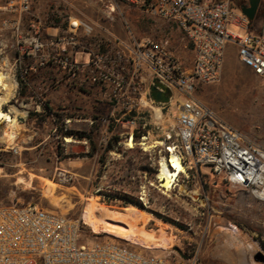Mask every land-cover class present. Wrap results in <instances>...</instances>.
I'll return each instance as SVG.
<instances>
[{"label": "rangeland", "instance_id": "374dc122", "mask_svg": "<svg viewBox=\"0 0 264 264\" xmlns=\"http://www.w3.org/2000/svg\"><path fill=\"white\" fill-rule=\"evenodd\" d=\"M7 1L0 0V4ZM233 1L238 13L244 0ZM30 7L32 15L46 26L63 29L69 20L80 19L97 23L123 40H128L130 32L140 38L167 39L184 64L192 56L175 26L143 14L140 6L120 0H30ZM51 15L60 19L58 24L48 23ZM261 19L259 10L250 21L252 31L259 28ZM228 30L238 31L234 26ZM76 61L82 63L86 58L81 55ZM40 81L56 106L53 114L61 115V107H79L75 117L108 118L109 110L101 109L107 104L90 90L72 89L65 83L50 88L48 79ZM194 94L221 121L264 148V81L239 62L235 47H226L219 80L198 84ZM173 99L161 122L144 115L135 125H112L119 136V153L108 155L102 168L98 156L84 158L83 146H66L57 131L59 139L36 148L17 144L19 153L14 155L8 146L19 127L0 121V206L32 204L79 219L88 240H115L141 254L163 256L168 264H264L253 259L257 253L264 257V204L247 190L231 187L211 176L207 168L199 174L185 170L170 189L161 186L158 174L167 153L159 142L174 121ZM18 103V97H11L4 111H16ZM144 130L143 136L132 139L133 147L128 146L125 133ZM62 174L70 180L63 183ZM113 195L131 196L143 209L108 201Z\"/></svg>", "mask_w": 264, "mask_h": 264}, {"label": "built area", "instance_id": "2783aa9c", "mask_svg": "<svg viewBox=\"0 0 264 264\" xmlns=\"http://www.w3.org/2000/svg\"><path fill=\"white\" fill-rule=\"evenodd\" d=\"M120 1L175 26L191 49L189 63L181 61L167 39L140 38L130 32L123 40L97 23L80 19L69 20L63 29L46 26L32 15L30 0H8L0 4V71L10 78L12 98L28 87L31 74L48 67L58 72L53 85L63 82L101 97L110 107L102 124L106 127L135 125L144 115L161 122L175 96L173 124L159 142L167 159L173 153L184 170L198 174L207 168L211 176L247 190L264 204V148L221 121L194 94L198 84L219 80L227 45L236 47L239 62L264 81V0L257 9L262 19L256 31L239 10L248 0L241 2L238 13L233 0ZM229 26L238 31L230 32ZM47 29L56 33L47 34ZM101 33L108 37L106 41ZM5 36L10 44L2 42ZM10 49L15 56L8 60L5 55ZM81 55L86 61L78 63ZM151 87L160 92L168 89V102H154ZM28 101H19L14 112L4 111L7 103L0 107L15 117L19 127L14 144L8 146L14 155L19 153L17 144L26 120L41 113L46 104L39 94ZM125 134L127 140L133 139V132ZM107 141L106 133L102 134L100 142ZM62 177L63 183L70 180ZM84 238L79 219L32 204L0 206V264H168L163 256L144 255L115 240Z\"/></svg>", "mask_w": 264, "mask_h": 264}, {"label": "crops", "instance_id": "0c3cea01", "mask_svg": "<svg viewBox=\"0 0 264 264\" xmlns=\"http://www.w3.org/2000/svg\"><path fill=\"white\" fill-rule=\"evenodd\" d=\"M55 33L56 31L54 29H47V34L53 35ZM111 33L114 34L113 32ZM114 35L118 36L117 34H114ZM100 36H101V40L103 41H106V39H108V37L104 33H101ZM2 42L10 44L11 41H10L9 36H5V39ZM12 50L13 49H10L7 52V54L5 55L6 59L11 60L15 56L13 53L14 50L13 51ZM236 55H237V50H236ZM43 72H46L45 76H43L42 74ZM42 77L49 80L50 84L48 85V87L50 88H57L58 86L63 84V82L57 85L52 84L55 77L58 78V72L55 69H52L50 67L40 69L37 73L31 74L27 78L28 87H25L22 89V91L20 92V95L17 96L18 100L28 101L32 95L39 94L42 97H44L46 104H45L44 110L41 113L32 114L26 120L25 128L22 130L21 135H20L21 143L31 145L32 146L31 148H36L37 146L50 143L54 139H59L58 134L55 135V132L57 131L58 126H62V132H79V133L84 132V134H86L91 128V125L89 123L91 122V120H88L87 117H83V118L77 117V116L71 117V115H69V114L77 113L76 111L77 109H79V107H74V108L61 107V110L64 114L61 121H59L58 117H55L53 115V112L56 110V106H54L52 101L49 100L50 98L46 96L47 87L46 85L44 86L41 84L40 80ZM35 85L37 87H34ZM28 104L31 105L33 103L31 101H28ZM103 105L104 106H102L101 109L104 107V109H106L107 111L109 110L110 112V107L108 105L106 107L105 104ZM65 121H67L68 123H65ZM80 123H84V124H80ZM109 127H106L103 125L101 126L100 137L98 138V141H97V144L100 147L105 145L100 142L102 134L106 133L108 139L111 135V133L108 131ZM113 130H114V127H113ZM60 138L63 141H67L66 146H69L71 144L82 145L84 148V152H83L84 158H86V156L88 155V153L86 152L87 150L86 145H88V142L86 139H83L82 141H77V140H74L73 137L70 135H65L64 137L61 136ZM108 155L118 156V154L114 152H109L107 156ZM96 156L97 154L93 155V158H96ZM89 158H92V157L89 156Z\"/></svg>", "mask_w": 264, "mask_h": 264}, {"label": "trees", "instance_id": "16d2710c", "mask_svg": "<svg viewBox=\"0 0 264 264\" xmlns=\"http://www.w3.org/2000/svg\"><path fill=\"white\" fill-rule=\"evenodd\" d=\"M59 21H60L59 18L51 15L48 23L49 24H53V23L58 24ZM53 115H55V117H58V118L60 117V119L62 120V117L64 114L61 113V115H58V114H53ZM69 115H71V117L75 116V114H69ZM104 120H105V118L93 116V123L91 125V128L89 129V131L86 134H84V132H82V133H79V132H62V126H58L57 131L61 134L60 137L61 136L64 137L65 135H70L73 137L74 140H77V141H82L83 139H86L88 142V145H89L88 156L93 157V155L97 154V156H98L97 162H98L99 168H102L104 166L106 160H107V154L109 152L119 153L117 145L120 142L118 134L114 133L113 127L110 126L108 128V131L111 133V135H110L107 143L102 147H100V146L98 147L97 136L100 134L101 126H102ZM145 133H146V130L134 131L133 132V139L136 141L141 136H143ZM59 145H60V143L58 142L57 155H60L62 152V148ZM109 200L110 201H118L120 203L121 207L133 205L139 209H143L141 202H138L136 199H134L131 196L113 195V196H108V201ZM82 230H83V226H82Z\"/></svg>", "mask_w": 264, "mask_h": 264}, {"label": "bare ground", "instance_id": "6f19581e", "mask_svg": "<svg viewBox=\"0 0 264 264\" xmlns=\"http://www.w3.org/2000/svg\"><path fill=\"white\" fill-rule=\"evenodd\" d=\"M8 82L10 83V78H7L0 71V86H2V88L0 89V107L3 104L7 103L12 97V94L10 92V88L12 86L8 84ZM19 115L23 116L22 113H20ZM0 121L7 122L11 128H16L15 117H11L9 116L8 113H4L1 110H0ZM14 142L15 141H13L11 144L13 145ZM127 144L128 146H132V140H128ZM180 173H185L184 167L179 163L178 158L172 153L169 155L166 161H163L162 165L160 166L158 179L159 182H161V186L164 187L165 189H170L174 184L176 177Z\"/></svg>", "mask_w": 264, "mask_h": 264}, {"label": "water", "instance_id": "95a60500", "mask_svg": "<svg viewBox=\"0 0 264 264\" xmlns=\"http://www.w3.org/2000/svg\"><path fill=\"white\" fill-rule=\"evenodd\" d=\"M260 0H248L247 5H241L239 10L249 21H252L256 15ZM163 92L157 90L156 87L150 88V96L156 103H167L170 95V91L166 88H162ZM23 122L22 119H19ZM255 262H264V257L261 253H257L253 257Z\"/></svg>", "mask_w": 264, "mask_h": 264}]
</instances>
